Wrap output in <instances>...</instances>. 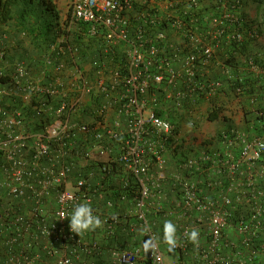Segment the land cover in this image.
<instances>
[{
    "label": "built area",
    "instance_id": "2783aa9c",
    "mask_svg": "<svg viewBox=\"0 0 264 264\" xmlns=\"http://www.w3.org/2000/svg\"><path fill=\"white\" fill-rule=\"evenodd\" d=\"M241 9L242 0H72L69 27L87 23L89 36L100 35L126 60L125 71H102L94 82L80 71L68 73L62 63L51 66L47 78L54 63L46 58L39 74L15 61L9 86L2 82L7 46L0 34V264H88L85 257L102 253L98 241L69 227L73 207L85 202L103 225L109 223L110 233L116 223L130 234L126 246L109 248V262L100 264L264 262V134L237 130L221 159L202 154L187 159L182 171H169L166 143L174 127L156 114L154 94L147 97L152 85L185 77L189 92L208 86L213 95L220 81L194 84V64L215 56L219 38L242 40V30L233 28L236 21L240 26ZM249 64L253 74H264ZM167 92L180 106L184 94ZM91 93L107 95L100 118L77 120V106ZM41 94L49 103L40 111L47 109L52 120L29 132L15 97L29 102ZM261 101L264 120V95ZM209 160L205 171L201 163ZM93 161L101 162L100 171L88 168ZM111 176L122 188H106ZM169 184L178 190L176 198L169 199ZM165 221L176 226L173 255L163 241ZM193 228L198 244L186 235ZM150 238L159 241L155 256L143 249Z\"/></svg>",
    "mask_w": 264,
    "mask_h": 264
},
{
    "label": "trees",
    "instance_id": "16d2710c",
    "mask_svg": "<svg viewBox=\"0 0 264 264\" xmlns=\"http://www.w3.org/2000/svg\"><path fill=\"white\" fill-rule=\"evenodd\" d=\"M253 4L256 6L258 13L254 16L246 12L245 8ZM37 10L38 14L35 18H31L32 11ZM16 15V16H15ZM57 12L55 6L50 0H0V22L8 24L9 21L17 20L16 26L20 31V17L23 19V25L28 29L29 35L36 39L37 49L35 59L31 64L25 62L34 70L40 69L37 73L46 68L45 59H51L54 64L47 67V78L52 76L53 68L60 63L66 65V71L73 73L80 71L88 80L94 82L99 74L103 71L108 73L111 69H119L125 71L126 60L120 49H111L104 46L102 38L98 36H89L88 24L78 22L69 27L70 15L64 25L58 23ZM30 17V18H29ZM238 20L235 22L234 29L242 30V40H232L227 42L225 38H219V47L214 57L209 59L207 63H203L198 59L195 64V74L193 83H204L207 86L211 81H220L221 86L217 87L213 95H209L208 86L205 89H195L193 93L188 91V79H179L175 84L170 85L167 81L156 86L152 85L148 90L147 97L151 98L154 94L156 98L155 112L158 116L168 119L174 129L171 138L167 141L168 155L173 160L175 170L182 171V166L187 159L199 158L202 154H208L221 159L222 151L225 149V143L228 139H235L237 130H244L248 134H264V120L259 115V111L263 109L262 96L264 95V74H253L250 71V64L256 65L260 69H264V47L262 39L264 37V0H242V9L239 13ZM24 28V27H23ZM1 30L0 34L6 35ZM256 32L259 36H251L250 33ZM19 33V32H18ZM13 38L11 37L10 40ZM33 39V40H34ZM13 42V41H12ZM59 47L64 48V52H58ZM105 48L110 49L108 52ZM14 51L10 53L7 48L6 58L20 61V49L14 47ZM221 63H224L223 66ZM13 64V63H12ZM7 66V63H6ZM12 67V65H11ZM12 69L5 73L2 82L10 86ZM229 72V73H227ZM230 75L232 77H230ZM242 77V78H241ZM48 80L45 79V83ZM167 91H179L184 94L180 101V106H176V98H167ZM20 100V105L24 106L27 119V131L36 132L43 130L45 125L52 120L47 109L40 111V105L49 103L46 95L33 96L29 102H23L19 96L15 97ZM252 99L255 102H252ZM107 100L106 94L87 95L82 103L77 106L74 117L81 121H94L100 118V109L102 104ZM12 101V97H7L6 102ZM57 101L52 102L56 105ZM239 102V103H238ZM235 103H238L242 110V127L238 128L233 123L231 117L226 112L232 111ZM46 108V107H44ZM38 112H40L38 114ZM223 121V127L217 134L203 143H196L192 134L196 133L204 121L216 122ZM229 137V138H228ZM264 163V159L262 160ZM211 161L201 163L202 167L210 171ZM101 162H91L89 169L100 171L98 166ZM86 171V169H85ZM116 171V170H114ZM119 171V170H117ZM183 171H188L183 168ZM130 184L134 181L129 178ZM105 182V181H104ZM94 183V182H92ZM135 184V183H134ZM106 188L119 190L122 188V182L113 176L105 182ZM168 189L169 195L172 193L177 196L178 190L172 185ZM114 196L116 192L114 191ZM130 196H128L129 202ZM127 202V203H128ZM105 210V209H104ZM122 210V207L120 211ZM119 212L118 209H110V213ZM161 218V214H158ZM163 222L161 223L162 226ZM114 232H109V223L102 227L91 231L90 239L97 240L102 250L100 255L94 253L85 257L88 264H100L109 262L108 249L115 244H121L125 247L127 240L130 238L129 233H125L114 223ZM102 233V235H101ZM98 234L100 239H96ZM98 255V256H97ZM183 259V256L180 257ZM259 264H264L261 261Z\"/></svg>",
    "mask_w": 264,
    "mask_h": 264
},
{
    "label": "clouds",
    "instance_id": "9594fccd",
    "mask_svg": "<svg viewBox=\"0 0 264 264\" xmlns=\"http://www.w3.org/2000/svg\"><path fill=\"white\" fill-rule=\"evenodd\" d=\"M62 218L64 214L61 213ZM70 230L71 232L80 235L87 231H94L102 227L103 221L98 215L94 214L93 208L90 203H78L73 207L70 216ZM190 242L198 244L199 231L195 228L190 233L186 232ZM163 241L168 245V250L171 252L177 246L176 226L171 221H165L163 226ZM159 241H153L151 238L146 240L143 245L144 252L147 254L151 252L153 256L158 251Z\"/></svg>",
    "mask_w": 264,
    "mask_h": 264
},
{
    "label": "rangeland",
    "instance_id": "374dc122",
    "mask_svg": "<svg viewBox=\"0 0 264 264\" xmlns=\"http://www.w3.org/2000/svg\"><path fill=\"white\" fill-rule=\"evenodd\" d=\"M71 2L72 0H50V3H52L55 6V10L57 12V18H58V23H61L62 25L65 24V22L68 20L69 15L71 14ZM251 12H253L251 10ZM256 13V12H253ZM32 16L31 18H35L36 15L38 14L37 10L32 11ZM30 18V17H29ZM2 23V22H0ZM1 31V30H0ZM6 31V30H5ZM20 36V33H19ZM11 36L9 35L8 32H6L5 35V45L7 46L8 50L10 53L15 52L14 50V43L12 40H10ZM14 39V37H12ZM20 41V40H19ZM15 45H18V49H20V43H17ZM15 60H10L6 59V71L9 72L11 70V65L14 63ZM239 103V102H238ZM238 103H235L233 110L231 111L230 115L232 116L233 123L236 125V127L241 128L242 122V110L239 107ZM221 128L218 126L217 122H209V121H204L202 125L199 127L198 131L194 134H192V137H194V141L196 143H203L204 140L209 139L217 134ZM169 192V191H168ZM169 199L176 198L175 193L169 195ZM166 252H168L170 255H173L174 253L166 249Z\"/></svg>",
    "mask_w": 264,
    "mask_h": 264
},
{
    "label": "crops",
    "instance_id": "0c3cea01",
    "mask_svg": "<svg viewBox=\"0 0 264 264\" xmlns=\"http://www.w3.org/2000/svg\"><path fill=\"white\" fill-rule=\"evenodd\" d=\"M246 12H248L250 15L254 16L258 13L257 11V8L255 5L253 4H250L247 6V8H245ZM251 10L253 12H256V13H253L251 12ZM16 16V15H15ZM15 21H9L8 24H5V23H0V30H7V31H11V33L9 32V35L11 37H14V39H12L13 43H14V47H18V45H15L17 43H20V61L21 62H29L31 64L32 60H34L36 57H35V52H36V45L38 43H36V39H34V37L32 35H29L28 32H27V28L23 25V19L20 17V31L17 29L18 27L16 26V22L17 20L14 19ZM24 27V28H23ZM20 33V36H19V33ZM34 39V40H33ZM20 40V41H19ZM262 46L264 47V37L262 39ZM40 69H36L34 70L36 73L35 74H39L37 73ZM231 111H227L226 114L228 117H231L232 116L230 115ZM218 126L220 128L223 127V121H216ZM169 159V171H173L175 170V165H174V162L173 160L170 158V155L168 157ZM87 234L90 236L92 235L93 233H91V231H87Z\"/></svg>",
    "mask_w": 264,
    "mask_h": 264
}]
</instances>
